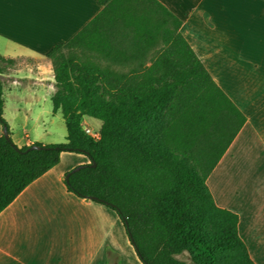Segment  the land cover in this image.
Wrapping results in <instances>:
<instances>
[{
  "label": "trees",
  "instance_id": "16d2710c",
  "mask_svg": "<svg viewBox=\"0 0 264 264\" xmlns=\"http://www.w3.org/2000/svg\"><path fill=\"white\" fill-rule=\"evenodd\" d=\"M97 3L100 10L46 54L64 143L27 150L11 141L1 74L16 60L0 55V126L8 134H0V212L60 153L81 154L88 163L64 179L66 189L111 209L141 264H183L179 256L190 264H254L238 216L217 207L205 183L244 116L159 1ZM82 118L99 123L98 141L83 134Z\"/></svg>",
  "mask_w": 264,
  "mask_h": 264
},
{
  "label": "crops",
  "instance_id": "0c3cea01",
  "mask_svg": "<svg viewBox=\"0 0 264 264\" xmlns=\"http://www.w3.org/2000/svg\"><path fill=\"white\" fill-rule=\"evenodd\" d=\"M157 1L181 21L184 39L244 116L205 183L215 205L238 216L249 258L264 264V2ZM99 10L97 0H0V55L34 62L1 74L3 106L17 93L50 100L55 86L46 54ZM6 124L18 148L57 144L48 130L32 139ZM87 163L84 155L60 153L0 212V264H141L117 215L66 189L65 174Z\"/></svg>",
  "mask_w": 264,
  "mask_h": 264
},
{
  "label": "rangeland",
  "instance_id": "374dc122",
  "mask_svg": "<svg viewBox=\"0 0 264 264\" xmlns=\"http://www.w3.org/2000/svg\"><path fill=\"white\" fill-rule=\"evenodd\" d=\"M33 63L32 61L16 60L15 67L20 68ZM15 96L14 99L5 98L6 101L2 108L1 118L5 123L8 122V124L13 126L17 136L22 137V130H25L30 138L33 139L36 138V134H42L45 130H48L52 134L51 138H53L54 142H65V137L63 136H65L66 132L63 119L59 113H52L48 97L35 101L32 95L17 93ZM97 123V121L93 122L94 125H97ZM88 125L96 130V127L92 124ZM1 130L0 126V134ZM178 258L183 264H190L186 256H179ZM230 258H234V255L230 256Z\"/></svg>",
  "mask_w": 264,
  "mask_h": 264
},
{
  "label": "built area",
  "instance_id": "2783aa9c",
  "mask_svg": "<svg viewBox=\"0 0 264 264\" xmlns=\"http://www.w3.org/2000/svg\"><path fill=\"white\" fill-rule=\"evenodd\" d=\"M81 131L83 134L90 139L93 142H96L99 140V133L97 130L92 129L87 123L84 122V120H81L80 122Z\"/></svg>",
  "mask_w": 264,
  "mask_h": 264
},
{
  "label": "water",
  "instance_id": "95a60500",
  "mask_svg": "<svg viewBox=\"0 0 264 264\" xmlns=\"http://www.w3.org/2000/svg\"><path fill=\"white\" fill-rule=\"evenodd\" d=\"M1 133H2V135L4 136L5 139H8V134H7V131H6V128H5V127L2 128V132H1ZM38 148H39V147H38L37 145H31L30 147H28L27 150H29V149H38ZM94 165H95V163H91V166H94ZM80 167H81V165H80V166H76V167H74L73 169H71L70 171H68V172L65 174L64 179H67L68 176H69V174H70L71 172H74V171L78 170Z\"/></svg>",
  "mask_w": 264,
  "mask_h": 264
}]
</instances>
